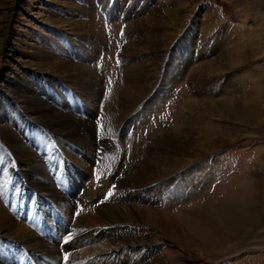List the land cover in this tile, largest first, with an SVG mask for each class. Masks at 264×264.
I'll use <instances>...</instances> for the list:
<instances>
[{
	"label": "rangeland",
	"instance_id": "obj_1",
	"mask_svg": "<svg viewBox=\"0 0 264 264\" xmlns=\"http://www.w3.org/2000/svg\"><path fill=\"white\" fill-rule=\"evenodd\" d=\"M95 18L97 24L88 32L87 22ZM100 35L105 51L98 45ZM221 55L242 65L232 68L233 64L221 62ZM58 61L72 69L73 65L90 67L101 77L103 88L96 96L100 124L111 114V100L124 106V115L113 114L117 123L127 127L124 139L128 142L123 144L128 153L139 143H147L151 159L178 160L174 176L150 187L164 185L162 199L150 205L155 212L176 211L181 216L194 211L196 215L190 219L203 230L200 237H214L225 244L219 253V244L183 249L166 228L145 213L140 216L146 234L141 237L142 249L152 247L158 264H264V216L249 237L235 239L213 214L215 207L241 212L257 204L264 208V0H0V113L8 116L7 126H17L9 123L15 120L13 114L22 115L28 127L36 122L19 98L23 90L38 89L53 99L71 95L68 104L73 108L90 102L76 86L83 78L81 72H69ZM248 69L254 76L245 74ZM136 84L147 89L146 97ZM121 92L125 94L121 96ZM159 93L162 98L157 107L138 117ZM229 97L235 99V113L225 119L212 108L221 109ZM136 120L138 128H133ZM177 130L202 143L211 137L215 143L201 152H177L174 144L154 140L159 133L174 136ZM189 173L207 177L209 184L193 188L190 181L187 186L193 195L179 196L177 205L171 207V196L166 193L173 182L183 187L182 175ZM185 190L184 186L178 192ZM19 191L20 185L14 183L12 195ZM32 196L31 189H25L17 196L21 199L18 204L9 201L11 195L5 197L10 205L16 204L17 213L32 211L44 225L46 222L48 235L56 238L60 250L57 260L65 263L74 256L83 264H138L145 254H128L130 260L124 261V248L116 247L118 242L109 248L103 238L66 234L63 222L68 219L60 208H51L46 202L51 211L45 216L39 207L42 201L38 204ZM10 205L7 207L13 212ZM77 215L73 214L74 220ZM66 247H71L70 252ZM106 248L109 250L104 251ZM212 250H217L215 257L209 256ZM109 251L112 254L104 255Z\"/></svg>",
	"mask_w": 264,
	"mask_h": 264
},
{
	"label": "bare ground",
	"instance_id": "obj_2",
	"mask_svg": "<svg viewBox=\"0 0 264 264\" xmlns=\"http://www.w3.org/2000/svg\"><path fill=\"white\" fill-rule=\"evenodd\" d=\"M86 17L88 18V16ZM97 21L95 18L91 22H87L88 32L94 30L93 27ZM103 39L104 36L100 35L99 44L97 43L101 50L106 49ZM137 46L132 47L137 48ZM51 56L56 57V53L52 52ZM227 56L221 55V62L233 64L232 68L242 65V62L234 63L235 60ZM54 61L57 60L54 59ZM58 62L61 65L62 61ZM63 66H67L66 69L69 72H73V69L75 72H81L83 78L76 86L81 90L83 96H87H84L87 102L90 101L88 104L83 101L85 107L83 105L71 107L68 104L71 95H67L69 96L67 98L60 96L59 99H53L49 98L44 91L30 88L23 90V95H20L19 98L28 109L29 116L36 122L29 124L28 127L27 121L21 118L22 115L16 117L13 114L14 118L12 116L11 118L15 120L9 123L17 126L11 128L7 126L8 116L0 113V184L6 183L5 185H7L0 186V238L3 239L0 240V264H19L21 258L24 260L23 264H63L62 261L57 260L60 250L55 245L56 238L48 235L45 226L42 228L43 222L40 216L32 211L31 213H17L18 208H15V203L18 204L21 200L17 196L25 189H31L35 202V196L38 204L39 201H42L43 204L40 203L39 207L45 216L50 214L52 206L60 208L68 219L67 223L63 222L66 234L69 233L75 237L79 235L78 237L103 238L109 243V248L111 244L115 245L118 242L116 247L123 246L124 248V252L121 254L124 256V261L130 260L128 254L140 252L145 254L140 258L138 264L159 263L157 258L153 257L152 247L148 250L142 249L144 242L141 237H145L146 234L144 225L140 222L142 221L140 216L145 213L150 214L154 221L166 228L170 236L178 241L183 249L208 248L219 244L221 249L218 253L223 252L225 244L221 243L222 240L214 237H200V235H204L201 232L203 230L200 231L197 224L190 219V217H195L194 211L192 214L183 212L179 216L176 211L155 212V208L150 206L158 203L157 201L162 199L160 195L165 191L164 185L158 188L150 187L157 186L164 177L174 176L176 174L174 167L178 165V160L169 157H153L151 159L148 157L150 154L148 148L150 147L147 143H139L134 152L128 153L123 144L128 142L124 139L127 127L117 123L116 115L113 114L114 112L120 114L124 106L116 99L111 100L108 106L111 114L105 116V121L100 124L96 96L101 93L103 80L90 67L73 65L72 69L70 64H63ZM232 68L230 67V69ZM251 71L248 69L245 74L254 76ZM199 72L200 70H197L194 74H199ZM135 87L142 95L147 90L143 85L136 84ZM122 90L124 91V88ZM233 91L236 90L233 89ZM160 93L159 96H156L157 98L153 99L150 107H145L138 117H142L147 110L150 111L157 107L156 105L162 98ZM123 94L125 93L121 92V96ZM140 94L138 93V96ZM143 96L146 97V94ZM229 99L231 97L225 99V103L221 101V109L212 108L225 119H230L235 113L233 104L235 99L233 97L232 103H228ZM216 104L218 103L216 102ZM121 114L124 115V112ZM84 115L87 116L86 119L83 118ZM176 117L178 120V114ZM181 118L185 121L184 115ZM132 125H135L133 128H138L137 120ZM179 132L177 130L174 136L165 132L159 133L156 136L159 138L154 140L159 139L162 144L167 142L174 144L173 149L177 152H193L194 149L201 152L215 143L211 142V137H206L205 142L202 143L190 133ZM98 140L99 143H97ZM188 177L192 178L188 180ZM182 182H184L183 187H186L185 192H178L183 187H178V181H176L166 193L171 196L169 202L171 207L177 205L176 200L179 199V196L189 198L190 195H193L190 194L193 190L188 188L187 183L190 182L193 188H198L201 185L205 187L209 184L207 177L201 179L193 173L183 174ZM14 183L20 185L22 191L12 195ZM109 193H111L110 196ZM6 195H11L12 199L9 201L15 202L13 205H10ZM101 200L102 203H100ZM78 201H81L80 206H76ZM46 202L51 206L50 209L46 208L48 207ZM7 205H10L13 212ZM36 205H32L34 210H37ZM260 206L261 204H257L256 207L242 212L232 208L215 207L213 214L222 223L226 232L234 236L235 239L238 237L244 239L254 232L264 216V208L261 210ZM81 207L83 208L80 209ZM75 212H78L76 220L73 219ZM66 248L67 251L71 250V247ZM109 248L104 251H108ZM214 252L217 250L210 251L209 254L213 255L209 256L215 257L217 254ZM120 263L114 261L113 264ZM68 264L80 263L76 259H72Z\"/></svg>",
	"mask_w": 264,
	"mask_h": 264
},
{
	"label": "snow or ice",
	"instance_id": "obj_3",
	"mask_svg": "<svg viewBox=\"0 0 264 264\" xmlns=\"http://www.w3.org/2000/svg\"><path fill=\"white\" fill-rule=\"evenodd\" d=\"M109 196L111 195V193L108 194Z\"/></svg>",
	"mask_w": 264,
	"mask_h": 264
}]
</instances>
